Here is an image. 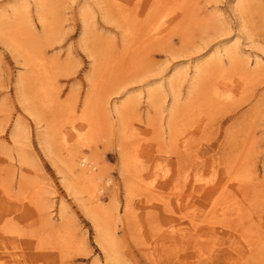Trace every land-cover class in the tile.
I'll return each mask as SVG.
<instances>
[{
    "label": "rangeland",
    "instance_id": "1",
    "mask_svg": "<svg viewBox=\"0 0 264 264\" xmlns=\"http://www.w3.org/2000/svg\"><path fill=\"white\" fill-rule=\"evenodd\" d=\"M181 1L185 14L175 12L180 16L157 45L143 40L146 17L132 6L106 21L101 14H110L111 4L104 0H0V18L5 15L6 25L19 23L23 34L16 48L0 38V184L5 186H0V264H264V0H245L240 9L238 0ZM38 13L49 24L46 32ZM85 15L91 22L83 26ZM27 47L33 52L29 66L43 52L40 70L47 72L42 77L51 109H40L34 100ZM218 60L226 74L221 79ZM237 68L253 73L245 92L230 74ZM91 82L99 87L93 151L102 177L99 206L114 231L111 249L97 244L86 194L65 189L68 172L58 162L63 153L56 142L55 163L39 144L50 121L71 127V111L81 113ZM218 83L232 85L224 107L212 95ZM148 91L156 103L146 100ZM113 103L126 105L123 119L114 114ZM30 107L37 109L36 118L27 112ZM17 123L22 134L15 142L11 133ZM124 148L134 161L132 172L149 180L156 172L152 193L136 189L127 199L120 172ZM20 177L27 184L24 195ZM236 179L244 181L241 187ZM201 184L203 190L194 189ZM218 186L227 187L233 207L211 220L216 229L211 235L206 223L196 229L190 221L210 218L217 201L211 189ZM212 247L214 259L207 262Z\"/></svg>",
    "mask_w": 264,
    "mask_h": 264
},
{
    "label": "bare ground",
    "instance_id": "2",
    "mask_svg": "<svg viewBox=\"0 0 264 264\" xmlns=\"http://www.w3.org/2000/svg\"><path fill=\"white\" fill-rule=\"evenodd\" d=\"M174 0H104V2H107L110 8V14L107 12H103L101 14L102 18L106 21H109L111 19V14H118L117 11H120L124 8L132 6L133 8L138 10H142L140 13L145 15V23L146 30L142 32L143 40H145L146 44H152L156 43L159 45L160 41H162L165 36L167 35L168 31L170 30L172 23L174 21V18L180 16L178 14L175 15V12L178 10L182 15L186 12V5L183 1L179 0L174 6L172 5V2ZM176 1V0H175ZM245 0H238L237 1V8L240 9L243 6ZM145 8V12H144ZM56 11H54L55 13ZM52 13V11H51ZM40 17L38 18L40 25H42V32H46V28L49 24H47L45 17L41 13H38ZM138 15V14H137ZM136 15V16H137ZM115 16V15H114ZM139 16V15H138ZM90 16H83L82 23L83 26H86V24L90 21L91 18H87ZM5 15L0 18V38L3 44L9 46V47H19L18 45V39L19 36L23 35L20 33L19 29L20 26L19 23L17 25H10L5 24ZM88 21V22H87ZM5 24V25H4ZM12 26V27H11ZM118 26V25H117ZM53 32L51 31V34ZM21 34V35H20ZM38 38V37H37ZM33 43H36V39L33 41ZM143 43V41H142ZM24 52V57H27V66L28 71L30 72L27 74L28 81H32L35 84V89L33 91L34 94V100L36 99V104L40 109H51L52 105L50 102V96L45 88V85L47 82L44 81V78L42 76H45L47 72L40 68L43 66V52L39 51V56L34 57V60H36L31 66H29V62H31L29 56L33 55V52L29 50L27 47ZM226 55L229 54V51H224ZM40 58V61L38 59ZM218 69V75L220 76V79L224 77L222 72V66L220 65V61L218 60L217 64ZM196 71V70H195ZM197 73H200V71H197ZM233 74V81L235 82L238 90H241L242 92L246 91L245 89L249 86V78L250 75L253 74L251 71L247 68L243 69H234L232 71ZM229 75V74H228ZM18 82L20 84H24V77L19 78ZM177 80L173 78L170 81V85L174 86ZM233 83V82H232ZM217 86H214L211 88L212 95L215 98L216 102L222 104L221 106L224 107L223 103H226L230 99L229 94H225L226 88L231 87L232 85L226 84H216ZM98 86L95 82H91V86L88 88L84 100H83V109L80 114H78L76 111H71V118L73 119L72 123L70 124V128L67 129L64 124H59L58 126H55L52 121L47 124L46 126V133L40 138L39 144L42 147V150L47 158H49L52 163H55L57 160L53 159L55 157V154L53 153V145H58L59 149L62 151L63 155L62 158L59 161H61L62 165L65 166L66 171L68 174H64V180L63 185L67 191L75 190L73 191L76 195H82L86 194V201L89 202L91 205V208L87 211V215L90 217L89 219L92 221L93 227L95 231L97 232V244L104 249L106 243L105 249H111L112 240H113V234L114 231L107 227V222L105 220L104 212L101 211V208L99 206V195L101 193L100 188V182L102 181V177L100 175V172L97 170L99 169V159L97 158V154L93 151V147H95L97 141H98V115L94 111L95 105V98L97 96ZM114 92H112L113 94ZM114 94H117L115 92ZM21 97H23L24 104H27V96L24 94H21ZM172 97V104H175L177 101L176 95L171 94ZM156 95L153 91L146 92V100L150 104L156 103ZM37 107V108H38ZM126 108L125 104L115 105L113 103V112L117 116L123 119L124 117V109ZM31 108V107H30ZM27 110L30 116L35 117L37 114L36 108H31ZM172 112V118H173ZM78 114V115H77ZM36 118V117H35ZM74 122H77V124L74 125ZM1 132V130H0ZM121 133L124 136L123 138V145L127 146V140L128 138V126L123 125L121 129ZM22 134V129L19 123L15 124L14 129L11 133V138L13 141L18 142ZM70 139L73 140L71 145H69ZM69 145V146H68ZM183 145V144H180ZM158 147V145L156 146ZM86 151H89L90 154L86 155ZM18 158L21 161H24L25 156L23 155L22 151L20 150L18 152ZM121 160V168L120 172L125 178V191H126V197L127 199H130L132 196L136 195V189L140 191V195L145 193H152L153 190L158 186L155 184V176L156 172L154 171V175H152V180H149L147 175H140L139 171H134V161L131 162L130 157V151H127L126 148L121 152L120 156ZM62 174V172L60 171ZM130 176V177H129ZM132 177L135 178V184L136 187L133 186ZM109 181V179H107ZM237 181V187H241L243 185V182L241 179H236ZM26 183L24 180V177H20L18 182L19 192H21V195H24V189L26 188ZM1 187H5L4 183L2 182L0 184ZM205 184H201L199 186H195L194 189L197 190H203L205 188ZM227 187H223L222 189L220 186L217 188H212L211 191H214L217 195V201L215 203V206L212 209H215L214 212L209 217H206L203 220L198 219H192L190 222L194 228L197 229V225L199 223H206L207 224V231L211 235H215V224L213 221H211L214 218H223L227 215V213L231 210L232 202L228 200L225 197V190ZM138 194V193H137ZM35 199H30L31 204H36ZM66 216V206L64 204H61L59 207V213L58 217L60 220H64ZM126 216L130 217V211L127 210ZM173 233V231H171ZM247 251L251 252V244L248 243L246 245ZM237 253H239V249L236 248ZM207 253V262H211L214 259L213 256V247L206 250ZM6 255V253H4ZM199 255H204V252L200 251ZM247 261V260H246Z\"/></svg>",
    "mask_w": 264,
    "mask_h": 264
}]
</instances>
